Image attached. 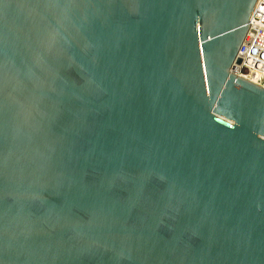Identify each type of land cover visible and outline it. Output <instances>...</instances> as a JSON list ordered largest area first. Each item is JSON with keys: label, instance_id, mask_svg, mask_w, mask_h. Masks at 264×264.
<instances>
[{"label": "water", "instance_id": "1", "mask_svg": "<svg viewBox=\"0 0 264 264\" xmlns=\"http://www.w3.org/2000/svg\"><path fill=\"white\" fill-rule=\"evenodd\" d=\"M257 0H0V264H264Z\"/></svg>", "mask_w": 264, "mask_h": 264}, {"label": "built area", "instance_id": "2", "mask_svg": "<svg viewBox=\"0 0 264 264\" xmlns=\"http://www.w3.org/2000/svg\"><path fill=\"white\" fill-rule=\"evenodd\" d=\"M231 71L264 87V0H257Z\"/></svg>", "mask_w": 264, "mask_h": 264}]
</instances>
